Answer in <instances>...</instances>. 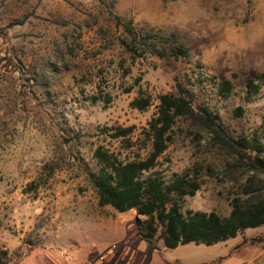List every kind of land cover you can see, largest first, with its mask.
<instances>
[{
    "label": "rangeland",
    "instance_id": "1",
    "mask_svg": "<svg viewBox=\"0 0 264 264\" xmlns=\"http://www.w3.org/2000/svg\"><path fill=\"white\" fill-rule=\"evenodd\" d=\"M110 2L0 0V250L10 264H214L227 252L261 251L264 226L227 245L169 249L160 241L155 258L137 235L136 211L101 206L87 172L98 170L99 146L122 160L145 158L159 97L178 94L177 82L231 136L264 137V87L248 99L245 86L264 73V0ZM111 11L142 29L178 33L190 61L175 68L149 55L134 59ZM225 79L234 87L228 98ZM140 90L152 103L143 111L132 106ZM131 126L132 147L112 136ZM170 137L154 171L167 180L197 171L201 189L185 210L229 215L250 175L228 172L210 137L184 118Z\"/></svg>",
    "mask_w": 264,
    "mask_h": 264
},
{
    "label": "trees",
    "instance_id": "2",
    "mask_svg": "<svg viewBox=\"0 0 264 264\" xmlns=\"http://www.w3.org/2000/svg\"><path fill=\"white\" fill-rule=\"evenodd\" d=\"M109 6L115 8L116 0H111ZM111 15L123 36L122 45L134 59L149 55L175 68L190 61L191 49L178 33L142 29L134 26L132 19L112 11ZM35 75L38 82L39 75ZM245 86L248 99L260 94L264 87V73L248 77ZM233 88L229 79L220 83V91L226 98L230 97ZM177 90L178 94L159 97L157 116L150 121L145 132L151 142V150L145 158L138 156L122 160L103 146L96 149L98 170L88 171L87 177L100 205L110 206L122 214L135 210L138 235L154 248H158L160 241L169 249L188 244L214 246L244 235L249 229L264 226V137L231 136L219 122L218 115L198 105L181 82H177ZM139 93L132 106L143 111L152 105L151 97H144L142 90ZM235 112L241 116L243 108L238 106ZM178 118L190 121L196 134L206 133L210 137L211 145L225 158L228 172L250 175L241 192L231 199L229 215L223 216L217 211L185 210L186 197L195 196L201 189L197 171L175 174L169 180L154 171L168 148L170 132ZM113 130L114 138L123 140L128 147L133 146L134 126ZM10 262L9 251L0 250V264Z\"/></svg>",
    "mask_w": 264,
    "mask_h": 264
},
{
    "label": "crops",
    "instance_id": "3",
    "mask_svg": "<svg viewBox=\"0 0 264 264\" xmlns=\"http://www.w3.org/2000/svg\"><path fill=\"white\" fill-rule=\"evenodd\" d=\"M240 236H243V235H240ZM240 236H238L236 238H232V239L236 240ZM229 240H231V239H229ZM228 241H225L222 243H225L227 245L226 242H228ZM159 250H160L159 247L154 248V253L152 255H154L155 258H156V254L159 253ZM93 253H95V252H93ZM95 254H97V253H95ZM225 259L226 260L230 259V264H264V247L261 248V251H255V253H252L250 255H246V253L243 252L242 250L238 253L236 251L231 252V253L227 252L226 255L216 258L214 260V264H217L218 262H221V264H224ZM154 262L155 261L151 262L150 264H154ZM136 264H140V261H138Z\"/></svg>",
    "mask_w": 264,
    "mask_h": 264
}]
</instances>
